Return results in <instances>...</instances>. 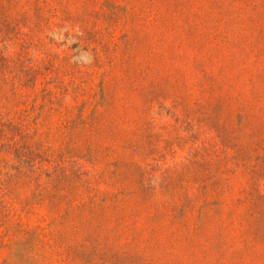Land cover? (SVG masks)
<instances>
[{
	"label": "rangeland",
	"instance_id": "374dc122",
	"mask_svg": "<svg viewBox=\"0 0 264 264\" xmlns=\"http://www.w3.org/2000/svg\"><path fill=\"white\" fill-rule=\"evenodd\" d=\"M0 264H264V0H0Z\"/></svg>",
	"mask_w": 264,
	"mask_h": 264
}]
</instances>
